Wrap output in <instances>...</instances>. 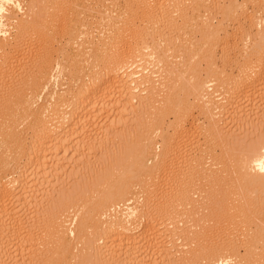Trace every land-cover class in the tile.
Segmentation results:
<instances>
[{
  "label": "bare ground",
  "instance_id": "6f19581e",
  "mask_svg": "<svg viewBox=\"0 0 264 264\" xmlns=\"http://www.w3.org/2000/svg\"><path fill=\"white\" fill-rule=\"evenodd\" d=\"M80 1H82V0H80ZM101 1H102V7L98 10L101 13V17H99L100 19L98 18L99 19L98 22L100 24L96 26V29H99L97 27H100L102 25V31L100 30L101 28L99 29L101 31L99 36H96V34H94L95 32L93 29H95V28L92 27V23H91L92 21L87 22L85 20L84 21L81 20L80 22H78L75 20L74 23H72V21H71V23H72L71 25H70V22H69V25H68V23L64 26L61 25L62 26L61 30L65 31L68 34V36L65 40L66 41L65 45L67 44V45H69V47L71 46V48L74 50V53H71V54L65 53L64 58L62 56V60H60L59 57H57V56H56L57 57L56 58L53 54V51H52V48H53L55 40H56V39H54V37H55L54 35L57 34V33H55L56 31L58 32V29H56V28L54 29L55 32L52 31L53 26L56 25L53 22V18H51V19L55 25L53 24V26H52L50 24L52 22L47 23V20L44 19L45 17L44 18L41 17L40 20L37 19V16L35 14H33L30 17H27L32 12V10H31V7L26 2H24V0H2L0 2V56H1L0 57L1 58L0 59V219H2V220H0V249L2 250L7 245L6 244L7 241L9 242L13 238L18 239L21 236H23V233H24V236L22 237V239L20 238L21 241L23 240L22 241L23 247H25L28 244L29 247L31 246L30 250L32 251L33 250L32 248L35 249V247L42 246V248L41 247L37 248V251H41L42 249L43 250L40 252V255H37L38 257H41V258L38 260H35L36 263L39 262V260H42L41 262L43 264H73L69 259H67L66 261L65 260L56 261V262L53 261V258H55L57 256L56 255L57 252L60 253V251H63L65 248V246L64 247L60 246V244H61L60 241L61 240H64V241L70 240V243H72V241H74V240H77V241L80 240L81 241L84 238L89 237V238H92L94 240L93 241L94 246L91 247L89 249V251L94 253V256L96 259L101 260V258H102L101 261L103 262V260H104V262H103L104 264H131V262L134 261V260H131V256L133 259V256L136 254V252L140 251L143 247V245L137 246L138 243H136V242L137 241L139 242V239L142 240V238H135L136 236H135L134 232L136 230L139 231V230L143 229V233H142L143 238L147 237V239L149 240L147 244H150V243L152 244V243H154V239L153 238L149 239V236L151 235V233L154 232V230H156V231H157V229H158V231L160 230V227L157 228L156 226L150 225L148 221L147 222L145 221L146 219H148V220L150 219L149 221H151L153 219L154 216H153V213H151V211L152 210L154 211L156 209V207H155V209H151L150 212H149V209L146 208V210H148L149 214H148V212H147V214H144L145 212L144 213L142 212V210H141L142 208L137 207L141 203L137 206L131 205V203L135 199L133 194L136 193L137 190L135 191V193H134V190L136 188H138L137 186H140L139 188L143 187V189L145 191L147 189L148 190L151 189L148 187H150V185H152V182H149V181L147 182V179L149 180V178H152V176H153L152 173L154 171H157L160 169L159 166H162L163 162L165 163L168 160V157H169L168 154H171L170 151H172V150H170L171 147L169 149L168 145L172 146L171 144H173V143H171V144H169V143L172 142L174 139L173 140L170 139V136H169V139L171 141H168L169 143L167 142V135L169 134V133L167 134L168 128L166 129L167 132L166 131L164 132V128H163V126H161L164 124L163 121H162L163 124L161 123V125H157V123L160 124V121L162 119L160 121L158 120V122H156V124L154 123V121L156 120L155 119L154 121H152L154 123V125L152 124V122H150L151 127L149 125L148 126L150 127V129L153 128L152 126H155L154 130L157 127L156 128L157 130H155L157 133L162 132V134H163V132H164V135L161 134V136H162V138L164 136L163 140L165 141L166 144L168 143V145L163 146V147H165V150L163 151V153H160L161 151L159 153H157V150L156 151L153 150L154 149L153 148V140L151 138V137H154V135L152 133L153 131L152 132L150 131V133H149L150 135L151 134L153 135L151 137L148 135V133L147 134L141 133L142 137L144 138L143 141H147L148 140L147 137L148 136L150 137L148 140L149 141L148 147L145 148L144 152L143 151L140 153L136 152L134 157H133L134 161L132 163H121V165H120V162H119V164H117V166H119L118 167L119 171H118L117 176H115L114 179H113V177H111V180L110 179L108 180L109 183H108V181H106L107 186H105L104 189L101 192H99L100 194L98 193L97 196L96 195H95V197L93 196L94 198L89 197L90 199H87V198L81 199L83 196H81V193H79V192L77 194V197H76V195H72L70 198H65L64 197L65 192L63 191L62 192L63 196H61L59 199H57V202H55L54 198L52 200H51V198L48 200L44 199L46 197L49 198L48 193L46 192L47 190H45L44 188L38 187V189H37L38 191L36 192L35 190H33L34 188L32 187L33 188L32 190L35 191V193H37L36 196L40 197V198L42 197L44 199V201H46V202H43L44 205L43 204H41V205L48 208L49 215H48L47 219H49V220L45 224V226H43L41 228H37L36 233H28V231L26 232V229H24V228H22L19 232H17V229L20 226H22L21 220L18 217V213H19L18 208L20 210V206L23 207L24 209L28 208L27 212H29V209H31V207H32L31 210L34 209V212L36 215V216H34L35 219L39 220L41 218V215H39V213H40L41 209H44V207H42L40 210L38 209L39 207H41L38 203L39 198L36 200L37 197L34 199H33V197L32 198L26 197L27 193L25 194V190L26 191L30 190L32 183L34 181H36V180H33V182H31L32 178L34 176H36V178H38V176H40L42 174V172L45 171V169L47 167L46 165L50 166V164H48L49 161L52 164L54 162L59 161V159L61 158L60 156H62L61 155L62 154L61 149L63 148V146H61V144L66 143L67 145H69V147H67L66 149L64 148L65 151H63V152L67 153V151H68V153H69L68 155L71 154V156H73L72 158H74V156L78 154V153L77 154H75V153L79 148L84 149V147H85V149L87 148V151H88L89 149L93 150V149H95V146L96 147L98 146V145H96L98 142L97 139L96 140H94V139L88 140L87 139L86 141H83V140L80 141V138L78 136H76L77 134H79V131H78L79 127L80 126L82 127V125L79 126V124H83V125L85 124L86 127L85 126H83V127H85V129H86L87 127L92 125V123H94V120L99 121V119H97L98 118L97 114H99V112H101L106 107V105L109 101L108 97L110 98L111 94L112 93L114 94V92L116 90L118 92L120 91L121 96H123L126 99L125 100L123 98L125 100V101H123L124 104H122V102H120V104H122V106H123V111L121 108H120L121 112H119L117 110L119 112L117 115L118 119L116 121L117 125H121V126L125 125L124 117H125V114L128 113L127 111L132 112L131 114L134 113L135 115H137V118H139V116H142V114H146V113L149 114L148 112H150L152 110L154 111V109L156 110V108H158V105H160L162 103L164 97H166L168 94L171 93L172 90H174L173 88H175L174 86H176L175 85L176 81H174L173 79L177 78V76L179 74H180V76L182 74H184L186 72V68H187L186 66L189 65V64L187 65V61L183 62V61H180V59L176 60V55L174 53H172L171 47H165L166 39H164L162 41V39L160 38L161 39L160 42L161 43L163 42L161 44L159 42L158 37L159 36L162 37V33L160 31L161 28L163 29L165 27L167 30L168 29L167 27H169V29L171 26L173 27L174 23L176 22L175 17L177 15V13L179 16H182V15H180L179 10H180V7H183V6L185 7V6L189 5V4H186V1H187V3L191 2V4H192V2H194L196 0H184V1H182V0H174V1L173 0L172 1L167 0L166 2L164 0L165 3L160 2L161 0L160 1L159 0H125L126 1L125 5H124L125 7H123V8L121 7L120 11L116 10L118 13L114 12L115 7L117 8V6H114V9H110L113 7L109 8L107 5V4L111 3V1L113 4V0H109L110 2H108L107 0H101ZM105 1H107L108 3H105ZM243 1H245L246 4L248 2L252 3L253 7H255V8L257 7L258 10H260L261 7L264 5L263 0H262L263 2H261V0H243ZM76 2H79V1L78 0L77 1L76 0H69V2L65 3V4H66V6L68 4H71V6L68 5V7L70 6L69 8L72 9V7H73L72 4L75 5ZM198 2H199V0H198ZM200 2H201V0H200ZM65 4L63 7H65ZM82 5H83V1H82ZM60 7H61V5H60ZM83 7H84V5H83ZM90 7H91V4H90ZM92 7H91V9H92ZM76 8H80V7H76ZM76 8H74V9H76ZM230 8L232 9L231 6H230ZM240 8H238V9H240ZM257 8H256V10H257ZM62 9H60V10H62ZM65 9H67V8H65ZM96 9H98V8H96ZM109 9H110V11H108ZM86 10L88 11V9H86ZM93 10H94V8H93ZM258 10H257V12H258ZM67 11H69V10H67ZM81 11H80V15L83 14L84 10L82 11V13H81ZM52 12H55V10ZM73 12L75 15L76 10ZM185 12H186V10H185ZM56 13H59V12H56ZM56 13H54V14H56ZM63 13H64V11H63ZM232 14H234V13H232ZM47 15H48V18H49V16H51L50 14H47ZM72 15H73V13H72ZM76 15L79 18V15L77 13H76ZM69 17L71 19L74 18V16L71 17L70 14H69ZM69 17L67 18L68 20H66V21H70ZM195 18H197V17H195ZM57 21L58 20H56V23H57ZM260 21H261V23L264 22L263 16H262V18H260ZM203 23L200 24V23L196 22V25H199V24L202 25L200 27L204 31H206L205 32V36L207 35L206 38H208L210 40L211 39L210 37L213 38L216 36L217 37L220 36L219 35V34H221L220 31H216L212 26L206 27V24H203ZM206 23H207V25L209 24L208 21ZM94 25H95V23H94ZM187 26H189V25H187ZM57 28H58V26H57ZM193 29L194 28H192V30ZM220 30L222 31L224 29H220ZM53 32H54V34H53ZM164 34H165V32H164ZM223 34L229 35V32H227V30H224ZM256 34H257V37L254 38L253 37L254 35H252L249 32L248 37L244 41L245 43L243 44L241 42L242 44H240V46H242V47L243 46L247 47L248 41L251 39H253L254 43H255L254 45L251 46V50L249 48L250 51L247 50L248 48H246V47L245 48L247 51H242L243 49L241 50L242 51L241 53L244 54L243 55V57H244L243 61L244 62H242L243 67L240 66L242 68L241 69L242 74H241V71H240V74L243 78L244 83H246L248 85L254 81L260 82V80H262L261 82L262 83L264 82V29L260 28L259 32L257 31ZM28 36L31 37L30 39H32V38L34 39L36 37L37 40L36 39L35 40L38 44L36 42H34V43H36L39 46V49L37 48L38 51L41 52L40 51L41 50L40 46H41V48L44 50L45 53H44V55L41 56V58L39 56V58H40V60L38 59L39 61L33 59L36 62H34L31 67L30 66L22 67L21 65L17 66V64H19V60L16 58L15 52L19 53L20 51H23L24 48L26 49L25 44L27 45L28 43L25 41V39L28 40L29 39ZM148 37L149 38L151 37L150 40ZM192 37L190 40L187 39L189 37L186 38L187 42L185 43L186 40L184 41V43H183L185 45L184 47H188L187 50L195 49L197 51L198 50L197 48L201 45L200 44L201 42H197L196 39H194ZM194 37H195V35H194ZM78 40H79V42H78ZM57 41H59V39H57ZM205 43H207V41H205ZM60 44H63V43H60ZM208 45H209V43H208ZM225 46L222 45V48H224ZM236 46H237V48L240 47L238 44H235V47ZM249 46H250V44H249ZM29 47L27 48L28 50H30ZM226 47H228V45ZM235 47H233V49H235ZM71 48H70V50H71ZM61 50H62V48H61ZM195 50H193V51H195ZM205 50H204V52L206 53L207 50L206 51ZM223 50L224 49H222V51ZM228 50H229V48H228ZM54 51H55V48H54ZM209 51H210V49H209ZM189 52H191V51H189ZM26 53H27V51H26ZM200 53H201V51H200ZM30 54H31V50H30ZM193 54H194V52H193ZM202 54H204V53H202ZM204 56H206V55H204ZM227 57H228L227 58V60H228L229 56L227 55ZM224 59H226V57ZM68 62H70V63L68 64ZM85 62L87 63V65H85L86 67L83 65V64H86ZM189 62L190 61H188V63ZM215 62L216 61L212 60L211 70L209 73H207L206 77H204V78L197 77V79H194L193 81L190 80L191 86L189 85L188 82H187L188 83L187 85L191 87L189 90V94L190 93L192 94L195 102L198 99L203 104V105L201 104L202 105V112L204 111L205 115H208V118H209L208 122H210V126H209L210 130H208V131H210L211 134H213V133L218 134V136H221L223 139L227 138V140H228V137H229L227 134L228 133L227 132L228 126H226L225 128H221V126L219 125V122L217 121L216 118L223 117L224 115H226L228 113V111L226 112L227 108H228V110H230V109H233L235 107V105H237L236 99H237V97L239 99V96L236 97V95L238 94V93H236V91L239 90L241 88V87L239 88V86H241L244 83L241 84L239 82L241 85L240 84L238 85V83H236L238 81L235 82V79H232V78L226 79L225 78L226 71L220 70V67L219 66L217 67L218 64L216 65L217 62L216 63ZM30 64H32V63H30ZM70 64H72V65L70 66ZM174 64H177L176 66L182 64L183 70L181 72H179L178 68H176ZM73 66L75 67V69L77 68V71H75V73H74L73 72L74 70H73V71H71V74H77L78 72H80L78 75L72 76L73 79H74V77L77 76L75 79L77 82V87H75L74 84H76V83H74L73 84L74 87H68L67 86V88L65 89V88H63V87H65V86H63L64 84L62 83L63 80L61 82L60 79H62L61 77L68 75L67 73L68 72L70 73V67L73 68ZM188 70H190V69H188ZM213 72L216 73V76H218V77L221 76V77L225 78V80L223 79V81L220 80L221 83L217 82L218 88H217V86H215L216 89H214L213 84H217L216 81H218V80H216V79H218V78L212 77ZM192 73H193V71H192ZM187 74H188V72L186 73V75ZM63 78H65V77H63ZM238 79L239 78H237V80ZM77 80H79V84H78ZM64 81H65V79H64ZM184 81H186V80H184ZM243 81H241V82H243ZM60 82H61L62 86H61ZM179 83H180V81H179ZM183 84L180 83V85L182 87H183ZM59 85H60V87H59ZM187 85H186V87H187ZM181 86H180V88H181ZM226 86H229V87H227V88H229V91H226V88H225ZM48 89H50V91L48 92L49 93L48 96H46V97L44 96L42 99V102H41L40 99L42 98L44 92L48 91ZM188 89H186V90H188ZM241 89H243V85H242ZM113 90H115V91H113ZM224 90L226 92H228V95L229 94L232 95V97L229 96L230 97L229 99L224 98L223 96H225V97L227 96V94L224 95V93H225ZM174 91H176V90H174ZM176 92H178V91H176ZM244 92H246V90ZM109 94H110V96H109ZM177 94L178 93H176V96H178ZM234 94H236V95H234ZM184 97H185V94H184ZM44 98H45V100H44ZM106 98L108 99V101H107L106 105H104L105 101L107 100ZM172 98H174V97L172 96L166 100L167 101L166 104L169 107H171L174 104V102H176V101H172ZM185 98L188 99L187 96ZM186 99H184V101ZM221 99H223V101ZM39 100H40V102H39ZM166 101L164 100V102H166ZM177 102L180 104L181 101L180 102L177 101ZM177 102H176V105L178 106ZM188 102L189 101H186V103L183 102L184 104H188L187 106L186 105H184V106L189 107ZM127 103H128V105L130 104V106L126 105ZM134 103H135V106H134ZM183 103H181V104H183ZM137 104H138V107L136 108ZM238 104H240V102ZM100 105L102 107L104 106V108L103 109L100 108ZM201 105H199V106H201ZM162 106H163V104H162ZM164 106H166V105L164 104ZM174 106L175 105H173L172 108ZM180 107H181V105H180ZM186 107H184V111L183 110L181 111L182 114H180L181 109H179V110H176V108L173 109V112H175L177 119L179 117L180 124L184 123L185 119L187 118L186 115H188L187 114L188 110L186 109ZM190 107H191V103H190ZM105 109H106V112H108L109 108L108 109L105 108ZM162 110H160V112H162ZM109 111H111V110H109ZM124 112H127V113H124ZM171 112L172 111H170V113ZM263 112H264V110H263ZM103 114H105V115L107 114L106 116L110 115V113L109 114L103 113ZM156 114L157 115H155V116H158V113H156ZM239 114H240V117L238 116V119H240V121H241L242 118L244 117V116H242L243 112L239 113ZM150 115H152V114L150 113ZM150 115H149V117H150ZM161 115H162V113H161ZM99 116L101 117L102 114ZM147 116L148 115H146V117ZM159 116H158V118H159ZM184 116H186V118ZM140 118H142V117H140ZM152 118H151V120H152ZM188 118H189V116H188ZM146 119H149V118H146ZM140 120H142V119H140ZM225 120H226V118H225ZM139 121H137V122L139 123ZM138 123L136 124V126L138 125ZM147 123H148V121H147ZM86 124H88V125L90 124V125L87 126ZM111 124H113V125H111V126L108 125V126L111 127V131H113L112 126H114L115 124L114 123H111ZM144 124L141 123V125H144ZM177 124H175V125H177ZM180 124H179V127H180ZM108 126H105L104 128L107 129ZM238 127L240 129L243 128L241 126H238ZM148 129H147V131H149ZM182 129H184V128H182ZM234 129H235V127H234ZM174 130H177V129L174 128ZM186 131H188V130H186ZM186 131H184V132H186ZM108 132L105 135L106 137H108L109 135L113 136L114 133H111L110 131H108ZM180 132H182V131H180ZM29 133H30V135L32 134V137H33V139L31 138L32 142L29 140ZM104 133H106V132H104ZM104 133H103V135H104ZM137 133H138V131H137ZM157 133H155V134H157ZM139 134H140V132H139ZM215 134H214V136H215ZM106 137L104 138L105 140H106ZM219 139H220V137H219ZM28 140H29V143L31 142V144H28ZM100 141H99V143H100ZM102 144L100 143V145H102ZM79 145H81V146L84 145V146L79 147L77 149V147ZM100 148H101V146H100ZM92 150H91V152H92ZM94 151L95 150H93V152ZM131 152H133V151H131ZM150 154H152V155H150ZM147 155L151 156V157L148 156V158H153L155 160V162L153 161V163L154 164L156 163V164L155 165L153 164L152 167L149 166V164H152V163L147 162L148 158L145 157ZM183 155H185V153ZM208 156L211 157V154H209ZM89 157H91V155ZM214 157H215V155H214ZM183 158H184L183 161L185 162V165L188 166V168L187 169L185 168V171L183 173H181V175L179 174V176H177L176 179L180 180V178L182 177L181 178L182 181L181 180L180 181L182 182V185L183 184L184 185L182 186L181 183H179L180 188L186 187L189 189V187H191V185L193 188L201 180V178H202L201 172L204 171L206 163L203 162L204 157H203V159H201L202 160V162H201L200 155L197 158V155L193 154L191 152L187 153V155H185ZM206 158H208V157H206ZM86 159L88 160V162L86 161ZM86 159H84V160L87 162V164H89L90 159H88L87 157H86ZM254 159L258 160L259 158L254 157ZM76 160H77V158H76ZM80 161H81V159H80ZM60 162L61 161H59V163ZM75 163H73V165H75ZM93 163H95V162H93ZM82 164H81V166H82ZM84 165H85L84 166L85 172L89 171V169H87V167H86L88 165H86L85 162H84ZM75 166L79 167V169H80V165L78 166V163H76ZM93 166H94V164H93ZM93 166H91V167H93ZM74 167H73V169H75ZM89 167L90 166H88V168ZM50 168H53V167H50ZM70 168H72V166ZM111 169L113 170V169H115V167L113 166V168L111 167ZM255 169L258 173L262 172L260 177L257 180L247 179L244 184L240 183V182H242L240 180L238 181L239 182L238 184L236 182L237 186L235 185L236 188L234 190H236L237 195H239V196H235L237 198H235L233 196L234 198L232 197L233 199H231V201H233V200L236 201L238 199H239L238 201H240L241 199L244 201L245 199L247 200L246 197L251 192L255 193V192L260 191V190L264 191V162L257 163ZM54 171L57 173V170L54 169ZM90 171H93V170H90ZM77 172H79V170ZM85 172H84V174H85ZM160 172H161V170H160ZM88 173H90V172H88ZM53 174H55V173L53 172ZM77 174H79V173H77ZM190 174L193 175V179L191 178L190 182H192V184L188 187L189 184L188 185L186 184L187 186H185L184 181L190 179V176H189ZM31 175H32V177H31ZM86 175H88V174H86ZM154 175H155V172H154ZM55 176H57V175H55ZM73 177H74V175L72 176V178ZM83 177H84V175H83ZM55 178L58 179L57 177H55ZM70 178H71V176H69L65 180L63 179V181L61 182V189H65L66 184L71 182L70 180L72 178L71 179ZM154 179H155V177H154ZM40 180L38 178V181H40ZM149 183H151V184H149ZM41 185H43V183ZM41 185L38 184L37 186H41ZM153 185H155V184L153 183ZM42 187H44V186H42ZM176 189H177V187H176ZM181 189H185V188H181ZM191 189L189 192H191ZM240 189L243 191L244 198L239 193ZM153 190H155L154 187H153ZM139 191L142 194V190H139ZM139 191H138V193H139ZM80 192H81V190H80ZM186 192L188 193V190L187 191L181 190V194L184 193V195L185 194L187 195ZM143 193H144V191H143ZM172 194H173V192H172ZM181 194L179 193L178 195H181ZM189 194L191 195V193H188V195ZM34 195H32V196H34ZM150 195H151V193H150ZM186 195H185V197H186L185 199H187V198L189 199V196H186ZM258 195H260V194H258ZM139 197H142V195H139ZM182 197H184V196H182ZM176 199H179V198H177V196H176ZM74 200H75V202H74ZM136 200L139 201L140 199L136 197ZM171 200H173V198ZM254 200L256 201L255 198H254ZM180 201H182V200H180ZM238 201H236V203H235L236 205L238 204L237 203ZM255 201H254V203H255ZM171 202L172 201L168 200V202H167L168 206H166V205L165 206L167 208L168 207L173 208L172 206H175V204L183 203V201L178 203V200L175 201V204H173ZM184 202H187V200L186 201L184 200ZM54 203L56 204L55 207L52 206ZM241 203H242V201H241ZM229 204H231V203L229 202L228 205ZM121 205H124L123 207H125V205H126V207H125L126 211L124 213H122L123 212L122 209H118V208H122ZM182 205L183 204H181V206ZM176 206L179 208L178 205H176ZM177 207H175L174 209H176ZM55 210H56V214L52 216L53 218H50V215L52 213H54ZM111 211H112V213H113V211H115L116 213L112 214ZM143 211H145V210H143ZM34 212H32V214ZM109 213L112 214L113 216L110 215ZM171 213H172V211H171ZM180 214H181V212H180ZM109 215H110V217L107 218V216H109ZM143 216L144 217L146 216V219H143L144 218ZM150 216H152V219L150 218ZM163 217L161 219H163ZM165 219H167V218H165ZM175 222H176V220L171 216L169 218V215H168V219L162 223V226L160 225L161 227H163L167 231V232H165V230H164L165 237L167 238V240L169 238V241L167 243H169L171 241L172 245H173V243H172L171 239L173 236V228H174ZM229 222H230V220H229ZM152 223H154V222H152ZM202 223H204V222H202ZM206 226H208V225H206ZM104 227H105V230L103 229ZM207 228L205 231L208 232L209 230H207ZM112 229L115 231L117 230L118 233L120 232V238H122L124 236L121 239V241L119 240L121 247H122V245L126 246V244L129 245L130 247H126V249L123 248V250L121 252H118L119 250L115 251L114 249H111V247L117 248V247H114L113 244H111V242H110L111 238H110V236H108L113 231ZM258 230H259V227H258ZM185 232H186V230H185ZM231 232H233V231L231 230ZM115 233L116 232H114V234ZM208 233H210V232H208ZM208 233H206V234H208ZM47 234H48V236H47ZM49 235L51 236L52 239H55V240L53 241L52 239H50ZM111 235H112V233H111ZM203 235L200 237H203ZM53 236H55L56 238H54ZM106 236H108L110 238V240L108 238H106ZM152 236H153V234H152ZM152 236H150V237H152ZM182 236L180 235L181 240L183 239ZM231 236L232 235H230L229 237H231ZM239 237L236 236V239ZM174 238H176V237H174ZM180 238H179V240H180ZM204 238H207V236L206 237L204 236ZM204 238H202V240H204ZM256 239H254V240H256ZM107 240H109V241H107ZM205 240H207V239H205ZM122 241H124V242H122ZM256 241H254V242H256ZM24 242H26L25 246L23 244ZM55 242H56V244H55ZM228 242L223 241L222 244H220L221 245L220 247L217 246V243L214 245L211 244L210 247H207L206 245H208V244L204 245L205 242L203 243V241H202V243H203V244H201L202 249L201 250L197 249L199 252L198 251L189 252V256L191 258L187 257L185 259L187 260V263H188L189 261H191V259L193 260L194 258H197L199 256L204 257L205 254H209L213 257H216V258L218 257V259H221V262H223L224 264H264V255L262 253L260 254V252H259L260 250L259 251L255 250L256 252H259L260 257L256 258V256H255L256 260L253 259L254 257L252 256V250L255 247L257 248V246H254L256 243L254 244L253 240L250 242V245L248 243H246L249 245L248 246L249 249L247 250V252L245 254H243V252L242 253L240 252V250H239L240 247L238 246L240 243L239 244L236 243V242H238V240L236 242L233 240V242L235 243L234 245H232V244H230V242L229 243ZM239 242H240V240H239ZM52 243L55 244V245H53L54 247L52 245H50ZM112 243H113V241H112ZM225 243L229 246H224ZM243 243L245 244L244 240H243ZM243 243H241V244H243ZM57 244H59V245H57ZM116 244L118 245V243H116ZM154 244H156V243H154ZM241 244H240V246H241ZM244 244L241 246V248L242 247L247 248L246 247L247 245L246 244L244 245ZM81 245L84 246V243H82ZM166 245H170V243L166 244ZM172 245L166 246L165 248H162V251H160L161 253L159 252L160 255L162 256L161 258H163V260L164 259L169 260V262H170L172 260L170 258L172 257V255L174 256L175 252L182 253L183 248L181 250V248H179V246L176 247V245H174L175 247L173 248ZM182 245L184 246L185 243H183ZM194 246H196V245H194ZM29 247H27V249H29ZM170 247L173 249L171 250ZM38 249H41V250H38ZM187 249H188V247H187ZM35 250H33L34 251L33 256H35V254L37 253V251H35ZM113 250L115 253L112 252ZM203 250H205V252H203ZM31 251H29V252H31ZM109 251L111 253H109V256H107V254L105 252L108 253ZM116 252L120 253V255H118V256L120 257L121 260L118 259L119 257L117 255H115V254H117ZM253 252H254V250H253ZM104 253L106 254L107 257H104ZM253 255H255V254H253ZM37 256H35V259ZM135 256H137V254ZM179 256H180V254H179ZM244 256H246L245 259H244ZM116 258L120 261H117ZM130 260H131V262H130ZM35 261H34V263H35ZM128 261L130 263H128ZM137 261H139V259ZM137 261H135V262L137 263ZM135 262H134V264H135Z\"/></svg>",
  "mask_w": 264,
  "mask_h": 264
},
{
  "label": "rangeland",
  "instance_id": "374dc122",
  "mask_svg": "<svg viewBox=\"0 0 264 264\" xmlns=\"http://www.w3.org/2000/svg\"><path fill=\"white\" fill-rule=\"evenodd\" d=\"M1 1L2 0H0V2ZM78 1L79 2H76L75 5L72 4L73 7L71 9V8H69L71 6V4H68V5H70L69 7H68V5L66 6V4H65V3H68L69 0H24V2H26L31 7V10H32V12L27 17H30L33 14H35L37 16L38 20H40L41 17L42 18L45 17L44 19L47 20V23L52 22L51 18H53V22L56 25L53 22L50 23L52 26H53V24L55 25V26H53V30L52 31L55 32L54 29L56 28V29H58V32L56 31L55 33H57V34L54 35L55 36L54 39H56V40H55L54 46L52 48V51H53L54 56L55 57L56 56L59 57L60 60H62V56L64 58V54L65 53H70V54L74 53V50L71 48V46L69 47V45H67V44H66L67 46L65 45V43H66L65 40H66L68 34L65 31L61 30L62 26L66 25L67 23L69 25V22H70V25H71L72 23H74L75 20L78 21V22H80L81 20L82 21L85 20L87 22H89V21L91 22L92 21L91 22L92 23V27L95 28V29H96V26L100 24L98 21L100 19L99 17H101V13L98 10L102 7V1L101 0H82L84 7L82 5V1H80V0H78ZM107 1L110 2L109 0H107ZM107 1H105V3H108ZM166 1L167 0H165V2ZM182 1H184V0H182ZM202 1L203 0H201V2H200V0H199V2H198V0H196V1L192 2V4H191V2L187 3V1H186V4H189V5H187L185 7L183 6L185 9L183 7H180V10H179L180 15H182L183 17L179 16L178 13H177L176 17L178 19L175 17L176 22L174 23L173 27L171 26L172 28L170 27V29H169V27H167L168 28L167 30H166L165 27L163 29L161 28L160 31L162 33V37L161 36L158 37L159 42H160L161 39H162V41L164 39H166L165 47H171L172 53H174L176 55V60L180 59V61H183V62L187 61V65L189 64L188 65L189 67L186 66L187 67L186 68V72L181 75L182 77L179 74L177 76V78L173 79L174 81H176V83H175L176 86H174L175 88H173V89L178 91V92L172 90L170 94H168L166 97H164L162 103L160 104L161 106L158 105V108H156V110L154 109V111L152 110L153 112L152 111L148 112L149 114H147V113L146 114H142V116H139V118H137V115H135L134 113L131 114L132 112H129V111H127L128 113L124 112V113H127V114H125V117H124L125 125L121 126V125H117L116 124L117 123L116 121L118 119L117 115H118L119 112H121L120 111L121 109L123 111L122 104H124L123 101H125L126 99L123 96H121L120 91L118 92L117 90L116 91L113 90V91H115L114 94L112 93L111 96L109 94V96H110V98L108 97L109 101L106 98L107 100L104 103V105H106V103L108 101V103H107V105L105 107L107 109L109 108L108 112H106V109L104 108V106L102 107L100 105V108H102V109L104 108V109L103 110L101 109L102 113L99 112V114H97L98 115L97 119H99V121L98 120H94V123H92V125H90L91 123L89 124L90 126L88 124H86L87 126H89L86 129H85V127H86L85 124L84 125L83 124H79V126L82 125V127L80 126L81 128L78 126L79 127V129H78L79 134H77L76 136H78L80 138V141L81 140L86 141L87 139L88 140L89 139H94V140L97 139L98 142L96 141L97 142L96 145H98V146L97 147L95 146V149H93L95 151L93 152L92 149H91L92 152H91L90 149H89L90 151L89 150L87 151V148L85 149V147H84L85 150L81 149L79 147H83L84 145H82V146L79 145L77 147V149L79 148L78 149L79 151L77 150L78 152L76 151V153H75V154H77V153L78 154L75 155L74 158H72L73 156H71V154L68 155L69 154L68 151H67V153L63 152V151H65L64 148L66 149L67 147H69V145H67L66 143L65 144L64 143L61 144V146H63V148L61 147L62 149L60 148L61 152H62L61 155L63 156L65 154L64 155L65 157L64 156L63 157L60 156L61 158L59 159V161H61V162L60 163H59V161L58 162H54L53 163L54 165L49 161L48 164H50V166L46 165L47 167H46L45 171L42 172V174L40 175L41 177L38 176L39 180L40 179L41 180L38 181V178H36V176H34L32 178L31 182H33V180H36L37 182L34 181L35 183L34 182L32 183V186H31L30 190H27V191L25 190V194L27 193L26 197H28V198L29 197L30 198L33 197V199L37 197L36 196L37 193H35V191L36 192L38 191L37 190L38 187H41V188H44L45 190H47L46 192L48 193V197L49 198L46 197L47 199L44 198L45 200H48L50 198L52 200L54 198L55 202H57V199H59L61 196H63L62 195L63 191L65 192V194H64L65 198H70L72 195H76V197H77V194L79 192V193H81V196H83L81 199H83V198L90 199L89 197L92 198L93 196L95 197V195L97 196V194L99 192H101L104 189L105 186H107L106 181H108L109 179L111 180V177H113V179H114V177L117 176L118 171H119L118 170L119 166H117V164H119V162H120V165H121V163H132L134 161L133 157H134L136 152H139V153L142 152V151L144 152L145 148L148 147V145H149V141L148 140H149V138L151 136L154 135V137H151V138L153 140V148H154L153 150L154 151L157 150V153H159L160 151H161L160 153H163V151L165 150V147H163V146L168 145V143H169L168 141H171L170 139H172V140L174 139L172 142L169 143V144L173 143V144H171L172 146L168 145L169 149L171 147L170 150H172V151L169 150L171 154H168L169 155V157L167 156L168 160L165 163L163 162L162 166H159V168H160L159 170L154 171L155 175H154V172L152 173V175H153V176L151 175L152 178H149V180L147 179V182L148 181L152 182V185H150V187H148V188H151V189H149V190L147 189L145 191L142 186H141L142 188H139L140 186H137L138 188H136L134 190V193H135L136 190L137 191H136L135 194H133L135 199L131 203V205L137 206V205H139L141 203L137 207L142 208L141 210H142L143 213L145 212L144 214H147V212H148V210H146V208L149 209V212H150L151 209H155V207H156V209L154 211L152 210L153 212L151 211V213H153V216H154L153 219H152V216H150V218L152 219L151 221H149L150 219L149 220L146 219L147 215L145 217L143 216L144 217L143 219H146L145 221L146 222L148 221L150 225L156 226L157 228L160 227V230L159 231H158V229H157V231L154 230V232L151 233V235H150V236H152V234H153V236L152 237L149 236V239L153 238L154 239V243H156V244L152 243L153 245L151 243L147 244L148 241H149L147 239V237L143 238V234H142L143 233V229L139 230V231L136 230L135 231L136 233L134 232V234L136 236L135 238H142V240L139 239V242L138 241L136 242V243H138L137 246L138 245L139 246L143 245V247H142V249L140 251L136 252L137 256H135L136 255L135 254L133 256V259H132V256H131V260H134V261H132L133 263L130 260L131 264H134V262L137 261L138 259H139V261H137V263L135 262V264H146V263L147 264H174V263L175 264H224L223 262H221V259H218V257L217 258L213 257V256H211L209 254H205L204 257H200L199 256L197 258H194L193 260L191 259V261H189L188 263H187V260L185 258L190 257L189 256V252H192V251L196 252L198 250H201L202 249V245L201 244H203L204 242H205L204 245H206V244L209 245V246L206 245L207 247H210L211 244L214 245L216 243H217V246L220 247L221 246L220 244H222L223 241H227V242L229 241L230 244L234 245L235 243L233 242V240L235 242L238 240V242H236L238 244L239 243L240 244L243 243V240H244L245 244L248 243L249 245H250V242L252 240H253V242L257 240L256 242H254V244L256 243L254 246H257V248L256 247H255L256 249L253 248L255 253L252 250V256L254 257L253 259L256 260L255 256H256V258L260 257L261 253L264 255V249H263L264 248V229H263L264 228V219H263L264 218V191L260 190V191H257L255 193L251 192L246 197L247 198V200L245 199L246 201L245 200L243 201L241 198H240L241 199L240 201H238L239 199L236 200V201H238L237 205L235 204L236 203L235 200L231 201V199H233L235 196H239V195H237L236 190H234L236 188L235 187L236 182L238 184L239 183L238 181L240 180V181H242L240 183L244 184L247 179L257 180L260 177L262 172L258 173L256 171V169H255L256 165H257V163L264 162V122H263L264 121V116H263L264 115V112H263V110H264V82L262 83L261 82L262 80H260V82L259 81L258 82L254 81V82L250 83L249 85L244 83L243 78L241 76V74H242V70H241L242 68L241 67H243L242 66L243 65L242 62H244L243 61L244 60V57H243L244 54H242L241 52L242 51H247V50H249V48L251 50V46L254 45L255 43H254V40L251 39V40L248 41V46L247 47L246 46H243V47L240 46V44H242V43L244 44L245 43L244 41L248 37V33L249 32L252 35H254L253 37L255 38V37H257V34H256L257 31L259 32L260 28L264 29V22L261 23V21H260V18H262V16L264 17V5L262 7L260 6L261 7L260 10H258V8L256 7L257 10H258V12H257L256 8L253 7L252 3L248 2L246 4V2L243 1V0H204L203 2ZM263 1L261 0V2H263ZM125 2H126L125 0H113V4H112V1H111V3H109L107 5H108L109 8L113 7V8H110V9H114V6H117V8L115 7V9H114V12H117L118 10L120 11L121 7L122 8L125 7L124 6ZM160 2L165 3L164 0L163 1L161 0ZM64 4H65V7H63ZM90 4H91V7L93 6L92 9L90 7ZM60 5H61V7H60ZM230 6L232 7V9L230 8ZM76 7H80V8H76ZM65 8H67V9H65ZM74 8H76V9H74ZM93 8H94V10H93ZM96 8H98V9H96ZM238 8H240V9H238ZM60 9H62V10H60ZM86 9H88V11ZM110 9L108 11H110ZM54 10H55V12H52ZM67 10H69V11H67ZM72 10L73 11L76 10L75 15H74V12ZM81 10L82 11L84 10L82 15H80V11ZM185 10H186V12H185ZM63 11H64V13H63ZM82 11H81V13H82ZM56 12H59V13H56ZM54 13H56V14H54ZM72 13H73V15H72ZM76 13L79 15V18L76 15ZM232 13H234V14H232ZM47 14L51 15V16H49L50 19L48 18ZM69 14L71 15V17L74 16V18L71 19L69 17ZM68 17H69L70 21H66V20H68L67 19ZM195 17H197L198 19L195 18ZM56 20H58L57 23H56ZM71 21H72V23H71ZM195 21L200 23V24H202L204 22L203 24H206V27L207 26H212L216 31H220V33H221V34H219L220 38L217 37V36L213 37V38L210 37L211 38L210 39L211 41H210L208 38H206L207 35L205 36V32L206 31H204L200 27L202 25H200V24L196 25ZM207 21L209 22L208 25L206 23ZM94 23H95V25H94ZM187 25H189V26H187ZM57 26H58V28H57ZM97 28H99V29L101 28L100 30L102 31V25L100 27H97ZM192 28H194V29L192 30ZM95 29H93L94 32H95L94 34H96V36H99L101 31L99 29H96L97 30L96 31ZM220 29L227 30V32H229V35L228 34H223L224 30H222L223 31L222 32ZM54 32H53V34H54ZM164 32H165V34H164ZM194 35H195V37H194ZM190 36L192 38L196 39L197 42H201L200 43L201 45L197 48L198 49L197 51L195 49L187 50L188 47H184L185 46L183 44L184 41L186 40L185 41V43H186L187 39L190 40L191 39ZM187 37H189V38H187ZM30 38L31 37H29L28 40L25 39V41L29 44V45L27 44L28 46L25 44V46H26V49L30 46L29 48L31 50V54H30V50H28V49L26 50L25 48H24L23 51H20L19 53L15 52L16 55L14 54L16 56V58L19 60V64H17V66L21 65L22 67H27V66L31 67L33 65V63L36 62L33 59L39 61L41 56L44 55V53H45L44 50L41 48V46H40V49H41L40 51L41 52L38 51L39 46L37 45L38 43L36 42V40H37L36 37L34 39L33 38L30 39ZM150 38H149V40H150ZM57 39H59V41H57ZM205 41H207V43H205ZM34 42H36L37 44L34 43ZM78 42H79V40H78ZM60 43H63V44H60ZM208 43H209V45H208ZM235 44H238L241 48L240 47L237 48V46L235 47ZM249 44H250V46H249ZM222 45L223 46H225V45L227 46L228 45V47L225 46L224 48H222ZM233 47H235V49H233ZM245 47L248 48V49L246 50ZM54 48H55V51H54ZM61 48H62V50H61ZM70 48H71V50H70ZM228 48H229V50H228ZM205 49L207 50L208 53L204 52ZM209 49H210V51H209ZM222 49H224V50L222 51ZM193 50H195L196 52L193 51ZM26 51H27V53H26ZM189 51H191V52H189ZM200 51H201V53H200ZM193 52H194V54H193ZM202 53H204V54H202ZM204 55H206V56H204ZM227 55L229 56L228 60H227V58H228ZM39 56H40V58H39ZM225 57H226V59H224ZM212 60L217 62V63L216 62L215 63H216V65L218 64L217 67L219 66L220 70H225L226 71V74H225L226 75L225 76L226 79H230V78L235 79V82L238 81V82H236V83H238V85L240 83L241 84L242 83L245 84V85L242 84L243 85V89H241L242 85L240 84L241 86H239V88L240 87L241 88L236 91V93H238V94L237 95L234 94V95H236V97L239 96V99H238V97H237L238 100L236 99L237 105H235V107L233 109H230V110H228V108H227L226 112L228 111V113L227 114L225 113L226 115H224L223 117L216 118L217 121L219 122V125L221 126V128H225L226 126H228V128H227V132L228 133L225 131L228 134V136H229L228 140H227V138L223 139L221 136H218V134H215V133L211 134V132L208 131V130H210V128H209L210 122H208V120H209L208 115H205L204 111L202 112V105H203L202 102H200V100H198V99L195 102L194 97L192 96V94L191 93L189 94V90L191 88L190 87L191 86L190 82L193 81L194 79H197V77H200V78L206 77L207 73H209L210 70H211ZM188 61H190V62L188 63ZM30 63H32V64H30ZM69 63L70 62H68V64ZM71 65L72 64H70V66ZM83 65L84 66L87 65V63L83 64ZM174 65H175L176 68H178L179 72H181L183 70V65L182 64L178 65V66H176L177 64H174ZM188 69H190V70H188ZM71 71H73L75 73V71H77V68L75 69L74 66H73V68L70 67V73L68 72L67 73L68 75L63 76L65 78L61 77L62 79H60L61 82L63 80L62 83L64 84L63 86H65L63 88H65V89L67 88V86L68 87H74V85H75V87H77V82L75 80L77 76L74 77V79H73L72 76L78 75L80 72H78V73L76 72L77 74H71ZM192 71H193V73H192ZM240 71H241V74H240ZM187 72H188V74L186 75ZM212 77L213 78H218V79H216V80H218V81H216V83L217 82L221 83V81H223V79L225 80V78H223L221 76L220 77L216 76L215 72H213ZM237 78H239V79L237 80ZM64 79H65V81H64ZM184 80H186V81H184ZM77 81H78V84H79V80H77ZM179 81H180L181 84L184 83L183 87L180 85ZM241 81H243V82H241ZM61 82H60V84H61ZM187 82L189 83L190 86L187 85L188 84ZM74 83H76V84H74ZM218 83L217 84H213L214 89H216L215 86H217ZM186 85H187V87H186ZM61 86H62V84H61ZM180 86H181V88H180ZM59 87H60V85H59ZM227 87H229V86L225 87L226 91H229V88H227ZM217 88H218V86H217ZM186 89H188V90H186ZM245 90H246V92H244ZM49 91H50V89H48V91L44 92L42 98L40 99L41 102H42V99H43L44 96L45 97L48 96V94H49L48 92ZM226 91H225L224 95L227 94V96L226 97L223 96V97L229 99L230 98L229 96L232 97V95H230V94L228 95V92H226ZM241 92L242 93L244 92V93L242 94ZM176 93H178L177 94L178 96H176ZM184 94H185V97L186 96L188 97V99H186L184 97ZM172 96L174 97V98H172V101H176V102L177 101H179V102L181 101L180 104L177 102L179 107L176 105V102H174V104L172 103L173 105H175L173 108H172L173 105L171 107L167 106V104H166L167 101L166 100L168 98L172 97ZM184 99H186V100L184 101ZM40 100H39V102H40ZM44 100H45V98H44ZM164 100L166 102H164ZM221 100L223 101V99H221ZM186 101H189L188 102L189 103V107H186L188 104H184L183 103V102L186 103ZM120 102H122V104H120ZM239 102H240V104H238ZM181 103H183V104H181ZM190 103H191V107H190ZM162 104H163V106H162ZM164 104L166 106H164ZM126 105H128V103ZM180 105H181L182 108L180 107ZM184 105H186V106H184ZM199 105H201V106H199ZM128 106H130V104ZM134 106H135V103H134ZM137 107H138V104L136 105V108ZM184 107H186V109L188 110V113H187L188 115H186L187 118H186V116H184L187 120L186 119H185V121L183 120L184 123L180 124L179 117L177 119L175 112H173V109H175V108H176V110L181 109L180 110V114H182L181 111L182 110L184 111ZM159 109L160 110L163 109L162 112H160ZM109 110H111V111H109ZM170 111H172V112L170 113ZM242 112H243L242 116H244V117L240 121V119H238V116L240 117L239 113H242ZM100 113L102 114L101 117L99 116V115H101ZM103 113H108V114L110 113V115L106 116L107 114L105 115ZM150 113L152 115H150ZM156 113H158V116L160 115L161 117L159 116V118H158V116H155V115H157ZM161 113H162V115H161ZM146 115H148V116L146 117ZM149 115H150V117H149ZM188 116H189V118H188ZM140 117H142V118H140ZM146 118H149V119H146ZM151 118H152V120H151ZM225 118H226V120H225ZM138 119L139 120L142 119L143 121L144 120L145 121L144 122L142 120L139 121ZM146 120L148 121V123H147ZM158 120L159 121L161 120V121H160V124L157 123V125H161V123L163 121L164 124L162 123L163 125H161V126H163V128H164V132L165 131L167 132V130H168L167 134L168 133L169 134L167 135V142H168L167 144L163 140L164 136H163V138L161 136L162 132L161 133L160 132L157 133L155 131V130H157L156 129L157 127L155 128V130H154L155 126H152L153 128L150 129V127H151V123L150 122L154 121V123L156 124V122H158ZM137 121H139V123ZM111 123H114L116 125V126L114 125L115 127L112 126L113 127L112 128L113 131H111V127H109V126L113 125ZM137 123H138V125L136 126ZM141 123L142 124L145 123V124L141 125ZM154 123L152 122L153 125H154ZM175 124H177L178 126L175 125ZM179 124H180V127H179ZM83 126H85V127H83ZM105 126H108V128L105 129L104 128ZM238 126H241L243 128L240 129ZM234 127H235V129H234ZM174 128L177 129V130H174ZM180 128L181 129L184 128V129L181 130ZM147 129L149 131H147ZM107 130L110 131L111 133H114L113 136L109 135L110 137L109 136L106 137L105 135L108 132ZM183 130L184 131L188 130V131H186L187 132L186 133ZM137 131H138V133H137ZM150 131L151 132L153 131L152 132L153 135L149 134ZM180 131H182V132H180ZM104 132H106V133H104ZM139 132H140V134H139ZM164 132H163L162 135H164ZM30 133H29V140L32 142L31 138L33 139V137H32V134L30 135ZM103 133H104V135H103ZM141 133L142 134H144V133L147 134L148 133V135L150 137L149 136L147 137L148 138L147 141H143L144 138L142 137ZM155 133H157V134H155ZM214 134H215V136H214ZM104 136L106 137V140L104 139L105 138ZM169 136H170V139H169ZM219 137H220V139H219ZM29 140H28V144H31V142L29 143ZM99 141H100L101 144L102 143L103 144L100 145ZM100 146H101V148H100ZM131 151H133V152H131ZM190 152L193 153V154H196L197 158L200 155V160L203 159V157H204L203 162H205L206 165H205L204 171L201 172V175H202L201 180L193 188H192V185H191L192 182H190L191 178L193 179V175H192L193 173L189 175L190 179L184 181V183H185V186H187L189 184L188 187L190 185H191V187H189V189L186 188V187H181V188H185L186 189L185 190V189H181L179 187V183H181V185H182V182H181L182 181L181 180L182 177L180 178L181 181L179 179L177 180L176 177L179 176V174L181 175V173H183L185 171V168L186 169L188 168V166H186L185 162L183 161L184 160L183 157L185 155H187V153H190ZM184 153H185V155H183ZM87 154L89 156L91 155V157H89ZM209 154H211V157L208 156ZM150 155H152V154H150ZM150 155H147L145 157L146 158H148V156L151 157ZM214 155H215V157H214ZM205 156L208 157V158H206ZM86 157L88 159H90L89 160L90 163L91 162L92 163L95 162V163H93L94 166H93L92 163L91 164L90 163L87 164L88 160L86 159ZM254 157H258L259 159L255 160ZM76 158H77V160H76ZM80 159H81V161H80ZM84 159H86L87 162ZM153 161L155 162V160L153 158H148L147 159L148 163H152V164H149L150 167L153 166V164H154ZM75 162L78 163V166L80 165V169H79V167L75 166L76 165ZM84 162L86 163V165H88L90 167L93 166L94 168L93 167H91V168L89 167L88 168V166H86L87 169H89V171L85 172ZM201 162H202V160H201ZM73 163H75V165H73ZM81 164H82V166H81ZM71 166H72V168H70ZM113 166L115 167V169L112 170L111 167L113 168ZM50 167H53L55 170H57V173L54 171L53 168H50ZM73 167L75 169H73ZM78 170H79V172H77ZM90 170H93V171H90ZM160 170H161V172H160ZM53 172L55 174H53ZM84 172H85V174H84ZM88 172H90V173H88ZM77 173H79V174H77ZM86 174H88V175H86ZM55 175H57V176H55ZM68 175L71 176V178H72L73 175H74V177L72 179L70 178L71 182L66 184L65 189H61V182L63 181V179L65 180L66 178H68L69 177ZM83 175H84V177H83ZM31 177H32V175H31ZM55 177H57L58 179H56ZM154 177H155V179H154ZM42 183H43V185H41ZM108 183H109V181H108ZM153 183L155 185H153ZM38 184L41 185V186H37ZM149 184H151V183H149ZM42 186H44V187H42ZM152 186L154 187L155 190H153ZM176 187H177V189H176ZM32 189L35 190V191H33ZM138 189L142 190V194L140 193V191ZM190 189H191V192H189ZM80 190H81V192H80ZM181 190H183V191H187L188 190V193H191V195L190 194L188 195L187 192H186L187 195L185 194L186 196H189V199L188 198L185 199L186 198L185 195H184L185 192L181 194ZM138 191H139V193H138ZM143 191H144V193H143ZM172 192H173V194H172ZM150 193H151V195H150ZM179 193L181 195H178ZM239 193L244 198V194H243V191L241 189H240ZM257 193L260 194V195H258ZM32 195H34V196H32ZM139 195H142V197H139ZM135 196L137 198H139L140 200L137 201L138 199L136 200ZM176 196L179 199H176ZM182 196H184V197H182ZM181 197L185 201L187 200V202H184V200ZM172 198H173L174 201L171 200ZM235 198H237V197H235ZM254 198L256 199V201L254 200ZM37 199H38L39 205L41 206L38 209L40 210L42 207H44V209H41V211L39 213V215H41V218L39 220L35 219L34 216H36V215H35L34 209L31 210L32 207H31V209H29V212H27L28 208L24 209L23 207L20 206V210L18 208V212L19 213L21 212V213L20 214L18 213V217L21 220L22 226H20L17 229V232H19L22 228H24V229H26V232L28 231V233H36L37 228H41V227L45 226V224L48 222V220H49V219H47L48 215H49L48 208L43 206L44 205L43 202H46V201H44V199L42 197L41 198L37 197L36 200ZM168 200L172 201L171 203H173V204H175V201H177V200H178V203L182 202V201H183V203L175 204V206H172L173 208L168 207L169 208L168 209L166 207V206H168V203H167ZM180 200H182V201H180ZM241 201H242V203H241ZM254 201H255V203H254ZM74 202H75V200H74ZM229 202L231 204L228 205ZM41 204H43V205H41ZM181 204H183V205L181 206ZM176 205H178L179 208ZM52 206L55 207L56 204L54 203ZM121 206H122V208H118V209H122L123 210L122 213H124L126 211V209H125L126 205H125V207H123L124 205H121ZM175 207H177L176 208L177 210L174 209ZM143 210H145V211H143ZM171 211H172V213H171ZM32 212H34L33 213L34 215L32 214ZM149 212H148V214H149ZM180 212H181V214H180ZM111 213H112V211H111ZM114 213H116V212L113 211L112 214H114ZM55 214H56V210H55L54 213H52L50 215V218H53L52 216L55 215ZM112 214H110V215H112ZM110 215L107 216V218H109ZM168 215H169V218L171 216V217H173L176 220L174 228H173V236H172V239H171L173 245L171 244V241L169 243H170V245L173 246V248L175 247L174 245H176V247L179 246V248H181V250L183 248L182 253L175 252L174 256L172 255V257L170 258L172 260L170 262H169V260H165V259H164L165 260L164 261L163 258H161L162 256L160 255V253H161L160 251H162V248H165L166 246H170V245H166V244H169V243H167L169 241V238L167 240V238L164 235V233L167 232V231L163 227H161L162 223L168 219ZM162 217H163V219H161ZM165 218H167V219H165ZM0 220H2V219H0ZM229 220H230V222H229ZM152 222H154V223H152ZM202 222H204V223H202ZM206 225H208V226H206ZM258 227H259V230H258ZM206 228H207V230H209L208 232H210V233L205 231ZM103 229L105 230V227ZM230 229L233 232H231ZM164 230H165V232H164ZM185 230H186V232H185ZM114 232H116V233L114 234ZM111 233H112L113 236L111 235ZM111 233L108 235L111 238L110 242H111V244L114 245V247H117V248H112L111 247V249H114L115 251L119 250L118 252H121L123 250V248L126 249V247H130L127 244H126V246L122 245V247H121V244L119 243V240L121 241V239L124 236L123 237L121 236L122 238H120V232L118 233L117 230L116 231L113 230ZM206 233H208V234H206ZM48 234H47V236H48ZM50 235H49V237H50V239H52ZM180 235L181 236L183 235L185 238L182 236L183 239L181 240ZM202 235H203V237H200ZM230 235H232V236L229 237ZM23 236H24V233H23ZM23 236H21L20 238L22 239ZM108 236H106V238H108L110 240V238ZM204 236L205 237L207 236V238H204ZM236 236H238V237L240 236V237L236 239ZM53 237L56 238L55 236H53ZM174 237H176V238H174ZM20 238H18V239L21 241ZM179 238H180V240H179ZM202 238H204V240L205 239H207V240L204 241V240H202ZM18 239L13 238V239H11V241H9V242L7 241V243H6L7 245L2 250L0 249L1 250L0 251V253H1L0 254V264H43L41 262L42 260H39V262H37V263L35 261V260H38V259L41 258V257H38L37 255H40V252L43 249L42 250L38 249V250H41V251H37V248H40V247L42 248V246L35 247L36 250L34 248H32L33 250L37 251V253L35 252L36 253L35 256H37L36 259H35V256H33L34 255V251L30 250L31 246L29 247L28 244H27L28 246L27 245L25 246L26 242H24L23 244H24L25 247H23V245H22V241L23 240L20 242ZM254 239H256V240H254ZM52 240L54 241L55 239H52ZM109 240H107V241H109ZM201 240L203 241V243H202ZM239 240H240V242H239ZM93 241L94 240L92 238H89V237H86V238H84L81 241L80 240H78V241L74 240V241H72V243H70V240H68V241L61 240L60 241V243H61L60 246H63V247L65 246V248H64L63 251H60V253L57 252V254H56L57 256L55 258H53V261H55V262L56 261H62V260L66 261L67 259H69L73 264H104L103 263L104 260H103V262L101 261L102 258H101V260L96 259L95 256H94V253L89 251V249L94 246L93 245L94 244ZM112 241H113V243H112ZM122 242H124V241H122ZM82 243H84V246L81 245ZM116 243H118V245ZM183 243H185V245H184L185 247L182 245ZM55 244H56V242H55ZM55 244L52 243L50 245L53 246ZM240 244L238 245L240 247L239 250H240L241 253L243 252V254H245L247 252V250L249 249L248 248L249 245L246 244L247 248H244V247L241 248V246L244 243L241 244V246H240ZM57 245H59V244H57ZM194 245H196V246H194ZM224 246H229V245H227L225 243ZM27 247H29V249H27ZM187 247H188V249H187ZM173 248H171V250ZM114 250L112 252H114ZM184 250L185 251L187 250V251L185 252ZM205 250H203V252H205ZM255 250L256 251L260 250L259 251L260 254H259V252H256ZM29 251H31L32 253L29 252ZM105 253L107 254V256H109V253H111V252L109 251L108 253L107 252H105ZM105 253H104V257H107ZM179 254H180V256H179ZM253 254H255V255H253ZM115 255L118 256V255H120V253H117ZM245 257L246 256H244V259H245ZM118 259H120V257ZM118 259H117V261L121 260V259L120 260H118ZM34 261H35V263H34ZM130 262L128 261V263H130Z\"/></svg>",
  "mask_w": 264,
  "mask_h": 264
}]
</instances>
